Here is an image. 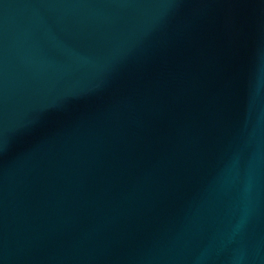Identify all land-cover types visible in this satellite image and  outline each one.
<instances>
[{
  "label": "water",
  "instance_id": "water-1",
  "mask_svg": "<svg viewBox=\"0 0 264 264\" xmlns=\"http://www.w3.org/2000/svg\"><path fill=\"white\" fill-rule=\"evenodd\" d=\"M0 264H264V0H0Z\"/></svg>",
  "mask_w": 264,
  "mask_h": 264
}]
</instances>
